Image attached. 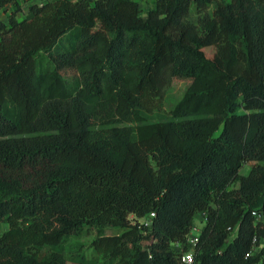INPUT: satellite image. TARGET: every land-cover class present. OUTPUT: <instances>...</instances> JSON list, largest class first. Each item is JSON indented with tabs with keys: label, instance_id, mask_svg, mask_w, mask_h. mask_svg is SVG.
<instances>
[{
	"label": "trees",
	"instance_id": "trees-1",
	"mask_svg": "<svg viewBox=\"0 0 264 264\" xmlns=\"http://www.w3.org/2000/svg\"><path fill=\"white\" fill-rule=\"evenodd\" d=\"M9 3L0 264H264V0Z\"/></svg>",
	"mask_w": 264,
	"mask_h": 264
},
{
	"label": "rangeland",
	"instance_id": "rangeland-1",
	"mask_svg": "<svg viewBox=\"0 0 264 264\" xmlns=\"http://www.w3.org/2000/svg\"><path fill=\"white\" fill-rule=\"evenodd\" d=\"M140 3V6L142 8V15L145 14L146 9L151 6L154 2V0H138ZM32 1L31 0H18V3L21 5L20 9L17 10V15L18 17H22L24 15V13L27 10V5L30 4ZM15 6L13 4H7L6 8H0V18H3V14H8L11 9H14ZM189 80L188 79H183V78H174L171 86L168 88L166 95H165V100L163 105L154 110L153 111V117L156 118V116H165L168 113V110L170 108V106L181 97L184 89L186 88V86L188 85ZM157 114V115H154ZM254 161H248L246 163H244L242 165V167L240 168V172L242 173H247V171L249 170L251 164ZM195 225L200 228L203 224H204V220L201 217V215L197 214L195 216ZM8 227V224L6 222H0V232L3 231L4 229H6ZM121 231L120 227H115V226H111V225H106L104 228V233L105 234H115V233H119ZM193 231H197V229H193ZM96 235V231L95 229H90L89 232H86L84 234H82L81 236H79L77 239L79 241H81L83 243V247L85 249V252L87 255H89L91 253V248H90V241L92 240V238ZM72 240H75V238H71Z\"/></svg>",
	"mask_w": 264,
	"mask_h": 264
},
{
	"label": "built area",
	"instance_id": "built-area-1",
	"mask_svg": "<svg viewBox=\"0 0 264 264\" xmlns=\"http://www.w3.org/2000/svg\"><path fill=\"white\" fill-rule=\"evenodd\" d=\"M32 2L42 4L44 0H31ZM31 2V3H32ZM155 215L154 211H151L148 215L143 216L141 221L145 225H150L152 222V216ZM204 220V218H203ZM202 227V226H201ZM200 227V228H201ZM195 223L192 225L188 235H187V245L188 247L185 249H181L178 257L177 264H196V259L194 255V247L197 245L199 241V230ZM193 229H197V231H193Z\"/></svg>",
	"mask_w": 264,
	"mask_h": 264
},
{
	"label": "crops",
	"instance_id": "crops-1",
	"mask_svg": "<svg viewBox=\"0 0 264 264\" xmlns=\"http://www.w3.org/2000/svg\"><path fill=\"white\" fill-rule=\"evenodd\" d=\"M6 16H7V14L5 15V14H3V18H0L1 20H5L6 19Z\"/></svg>",
	"mask_w": 264,
	"mask_h": 264
}]
</instances>
